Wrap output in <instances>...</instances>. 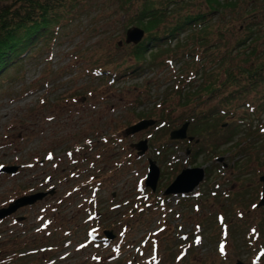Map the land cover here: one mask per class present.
<instances>
[{
  "label": "rangeland",
  "instance_id": "1",
  "mask_svg": "<svg viewBox=\"0 0 264 264\" xmlns=\"http://www.w3.org/2000/svg\"><path fill=\"white\" fill-rule=\"evenodd\" d=\"M76 2L53 44L31 51L0 89V209L42 195L0 221V264H112L120 251L133 258L126 264H155L158 258L160 264H264V237L255 235L259 228L264 232V207L255 208L264 176V0H220L230 6L210 12L204 32L148 45L139 67L132 56L136 45L125 43L133 26L123 25L117 0ZM187 2L178 13L202 11L201 0ZM176 14L161 29L181 17ZM158 52L164 53L150 57ZM97 69L121 77L111 85L95 76ZM242 69H260L262 76L255 73L258 83L218 119L225 131L192 134L190 118L222 114L230 91L222 86L226 71L240 79ZM209 85L213 91L207 94ZM145 112L148 118L141 120ZM150 120L148 129L126 134ZM185 123L189 150L185 140L169 144L170 133ZM140 143L147 147L141 157ZM160 144L169 146L166 152L154 149ZM208 146L215 150L206 152ZM149 161L160 171L154 192L145 184ZM188 169H202L209 178L184 203L163 196ZM194 176L185 177L187 185ZM159 197L165 199L162 211ZM92 218L97 220L91 226L112 233L111 247L100 241L94 242L97 250L87 249V242L75 247L85 242ZM122 226L139 251L120 248ZM181 234H189L191 252L175 263L173 256L185 249L177 243Z\"/></svg>",
  "mask_w": 264,
  "mask_h": 264
},
{
  "label": "trees",
  "instance_id": "2",
  "mask_svg": "<svg viewBox=\"0 0 264 264\" xmlns=\"http://www.w3.org/2000/svg\"><path fill=\"white\" fill-rule=\"evenodd\" d=\"M76 1L0 0V89L5 83H7L8 78L12 79L8 76H12V73L14 75V73L17 72L18 68L23 65L25 59L31 55V51L36 49L39 45L49 46L53 44L55 38L60 32L59 30L63 28L64 21L65 25L67 26V17L69 16L70 11L74 10L78 5ZM187 1L142 0V2H139L138 0H134V2L137 3L134 4V2H132L131 0H117V9L121 10L124 16L123 25L127 24L128 27H137L145 32L146 38H149L148 43L141 42L139 45L133 46L132 48V56L137 61L136 66L139 67V62L142 60L144 61V55L146 54L150 45L152 46L155 44L156 46L160 47V43L162 42H164L166 45H169L170 42L177 39L179 35H183L184 33L186 34L189 31L197 29L201 30L200 33L202 31L204 32L206 30L205 25L208 21H206L205 19L209 17L207 15H210V12L216 13L218 11H221L223 8H225V6H230V3H226L223 5L220 0H201V7L203 8L201 12H197L195 14L192 12L178 13L188 4ZM190 1L193 2L194 0ZM134 6H136L135 9H133ZM204 7L207 9V11L204 10ZM175 13H177L176 15H179L181 17H179V19L174 24H170L164 29H161L165 24L166 19L169 18L170 15H174ZM126 16L128 17V19H126ZM201 39L204 40V38ZM208 46L204 45V48L206 49L208 48ZM163 53L164 52H158L157 54L151 53L150 57L152 59H156ZM224 55L226 56L224 57ZM227 55V53L222 54L221 56H218L216 58H226ZM168 60L170 59L167 58L166 61ZM199 66L204 67V64ZM262 67L264 68V65ZM206 69L207 68L205 66L203 68V72H205ZM250 70L251 69L243 70L244 75H242L240 79H236V77L233 76L234 74L232 72L226 71L222 86L225 87V89H230V91L228 90V95L225 98V103L221 104L225 107L221 112L222 114L217 111L214 113H205L204 115L200 116H198L197 114L195 117L190 118L191 121L188 122L193 125L191 127L192 134L200 135V137H203L204 130L207 131L209 135L214 134L218 131H225V129L220 127V125H216L218 119L221 120L225 116H229L228 113H225L226 108H230L234 100H237V98L240 97L243 93L252 90V85L258 83L255 78V75L257 74L255 73H258V77L262 76L260 69L258 72L255 71L252 73H250ZM203 75L204 73H200V76ZM95 76L103 78V80L110 82L111 85H113L118 80V78L121 77L118 75V73L116 74L115 72H113V69L112 71H108L106 69H97V73L95 74ZM124 76L126 75H122V77ZM105 77L109 78V81L107 79H104ZM9 81L10 80H8V82ZM206 88L207 94L212 93L213 89L211 85L206 86ZM148 114V112L143 113L142 115H140V119L143 120L144 118H148ZM164 124L166 125V123H163V126H165ZM154 139L158 138L156 137ZM173 143L174 141L169 142L170 145H174ZM185 144L187 145V149L189 150L192 143L187 141ZM167 147L169 146L160 144L154 149H157V152L159 153H163L167 151ZM208 148L206 149V152L209 151L211 153L213 150H215L210 146H208ZM208 178L209 175L206 174L204 182H206ZM92 190L93 189L91 187L90 191L92 192ZM189 197L190 196L187 195V198ZM181 201V203L185 202L183 200V197ZM140 208L141 210L139 211L143 212L144 206H141ZM225 219L226 218H224L223 220L224 225L226 224ZM236 219L239 220V218ZM96 220L97 219H94V222ZM261 230L262 229L259 228L257 233H255L257 239L260 240L264 237V235H262L264 234V232ZM122 235V247L126 248L127 246L132 245L131 243L127 242L128 240H126L128 237L126 227H123ZM177 243L181 245L182 241L179 240L177 241ZM184 248L186 247L184 246ZM91 249L94 250L95 248L91 247ZM188 249L189 248H186L183 254H180V252L175 254L173 256L174 262L181 263L182 261L186 260L189 253L191 252ZM261 257H264V255H262ZM122 262L124 263L126 262V260L122 258L119 260L115 259L113 261V263L115 264H123Z\"/></svg>",
  "mask_w": 264,
  "mask_h": 264
},
{
  "label": "water",
  "instance_id": "3",
  "mask_svg": "<svg viewBox=\"0 0 264 264\" xmlns=\"http://www.w3.org/2000/svg\"><path fill=\"white\" fill-rule=\"evenodd\" d=\"M145 35V32L137 27L132 28L127 31L126 33V44H134L138 45L141 43L143 37ZM153 121H146V122H140L137 125L130 127L127 129L126 134L132 135L140 130H145L148 129L151 125H153ZM188 124H183L179 130H175L170 133L169 138L171 141H183V140H188L192 141V138H187L186 137V131L188 128ZM136 149L140 152L139 155L145 154V151L147 147L145 144H141L136 146ZM16 171L15 168H3L1 169V172H7L14 174ZM190 174V175H189ZM194 181L191 183V185H187L185 180V177H189L191 175H194ZM187 175V176H186ZM160 177V171L155 165L154 162L149 161V168H148V175L147 179L145 181V184L148 188H151L152 192L156 190V184L159 180ZM204 180V170L202 169H188L184 170L181 172L179 176H177L174 180V182L171 184V186L164 192V195H180V194H187L191 193L195 187H197L198 184H200ZM185 181V182H184ZM260 182L262 184V198L260 199V202L258 203V206L264 207V176L260 178ZM185 183V186L183 187ZM42 195H37V196H23L11 204L8 205L7 208H2L0 209V221L3 220L4 218L10 216L12 213H14L16 210L22 207L26 206H31L33 205L37 200L41 199ZM104 235L106 236L107 239L113 240L114 237L112 236V233L109 231H105ZM237 264H241L238 262Z\"/></svg>",
  "mask_w": 264,
  "mask_h": 264
},
{
  "label": "snow or ice",
  "instance_id": "4",
  "mask_svg": "<svg viewBox=\"0 0 264 264\" xmlns=\"http://www.w3.org/2000/svg\"><path fill=\"white\" fill-rule=\"evenodd\" d=\"M221 251L223 252V249H221Z\"/></svg>",
  "mask_w": 264,
  "mask_h": 264
}]
</instances>
